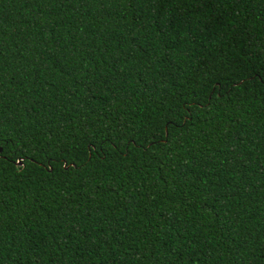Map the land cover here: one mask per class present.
Instances as JSON below:
<instances>
[{"label":"trees","instance_id":"16d2710c","mask_svg":"<svg viewBox=\"0 0 264 264\" xmlns=\"http://www.w3.org/2000/svg\"><path fill=\"white\" fill-rule=\"evenodd\" d=\"M0 264H264V0H0Z\"/></svg>","mask_w":264,"mask_h":264},{"label":"water","instance_id":"95a60500","mask_svg":"<svg viewBox=\"0 0 264 264\" xmlns=\"http://www.w3.org/2000/svg\"><path fill=\"white\" fill-rule=\"evenodd\" d=\"M18 165H21L20 162H17Z\"/></svg>","mask_w":264,"mask_h":264}]
</instances>
